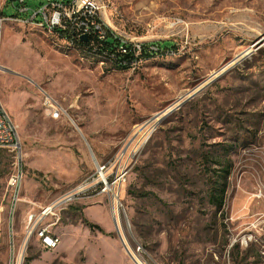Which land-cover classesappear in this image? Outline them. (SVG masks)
<instances>
[{
	"label": "rangeland",
	"instance_id": "rangeland-1",
	"mask_svg": "<svg viewBox=\"0 0 264 264\" xmlns=\"http://www.w3.org/2000/svg\"><path fill=\"white\" fill-rule=\"evenodd\" d=\"M44 1L0 0V17ZM102 1L137 42L174 48L120 69L106 52L87 56L22 17L3 23L0 101L17 127L25 179L15 246L13 157L0 150V264H264V0ZM46 97L62 117H51ZM154 119L117 212L110 194L87 187L57 210L55 249L40 238L52 217L23 245L29 212L94 182L97 162ZM223 183L218 208L211 193Z\"/></svg>",
	"mask_w": 264,
	"mask_h": 264
},
{
	"label": "built area",
	"instance_id": "built-area-1",
	"mask_svg": "<svg viewBox=\"0 0 264 264\" xmlns=\"http://www.w3.org/2000/svg\"><path fill=\"white\" fill-rule=\"evenodd\" d=\"M19 2L24 4V0H19ZM20 9L21 13L28 12V8H25V6H21ZM110 14L111 18L110 15H107V6L103 4L102 0H66L60 2L45 0L30 11V16L26 20L33 24L45 26L49 32L64 39L65 43H74V48H80L87 56H90V53L95 50L98 44H103L104 41L113 38L117 43L115 49L113 51L105 50V52L113 53V61L107 62L115 66L133 67L143 58L144 52L153 53L159 51L158 45L139 43L132 36L122 31L124 16L120 11L112 8L110 9ZM19 18L21 17H0V43L4 21L8 19L17 20ZM83 35L87 36V41L81 39ZM116 53H119L122 58L117 59ZM44 105L54 119H58L65 114L62 106L50 97L45 98ZM156 124L157 119L147 122L146 125L137 131L130 144L121 153L117 154L114 159H110L103 164L97 162L94 182L88 183V178L86 183L80 184L78 188H73L66 197L60 198L54 204H48L39 210L29 212L26 219L23 245L27 246L37 223H46V219L52 217L56 221L48 223L47 233L41 240L42 245H51V241L54 238H58V236L51 234L49 228L60 220L56 217L60 205L77 199L87 187H99L100 191L97 192L110 194L116 208L121 205L119 198L120 186L126 181L129 167L133 164L140 147L148 141L150 133ZM134 141L136 143H133ZM21 149L17 127L0 101V150L9 152L13 157L11 172L6 182V193L9 194L7 217L10 236L15 246L17 245L18 234L17 230H13V221H16L17 207L21 201L25 179V164ZM3 208V206L0 207L1 210ZM9 264L21 263L18 258L10 260Z\"/></svg>",
	"mask_w": 264,
	"mask_h": 264
},
{
	"label": "trees",
	"instance_id": "trees-1",
	"mask_svg": "<svg viewBox=\"0 0 264 264\" xmlns=\"http://www.w3.org/2000/svg\"><path fill=\"white\" fill-rule=\"evenodd\" d=\"M16 16L17 17L21 16L23 19H26V18H28L30 16V12H23V13H21V15H14V17H16ZM154 44L159 46V51L158 52H153V53L144 52L143 53V58H149L150 56H153V55H155V54H157L159 52H164L166 50L173 49L174 46H175L174 44H171V45H168V44L160 45L159 43H154ZM116 45H117V43L115 42V40L113 38H110V39L104 41L103 44H98L93 52L96 55H103L105 50L113 51L115 49ZM107 54H109L110 56L113 57V53H107ZM115 56H116L117 59L122 58L119 53H116ZM116 67L120 68V69H126V67L119 66V65L116 66ZM226 172H228V171H226ZM226 175H227V173H226ZM216 192H217V190L214 189L213 190V194L211 193V199L213 200V204H215L219 208V207H221L223 205L224 193H225V184L223 183L221 188L219 189L218 193H216ZM85 223L87 225H89L90 227H92V228H99L98 225H96L94 223H90L87 220H85Z\"/></svg>",
	"mask_w": 264,
	"mask_h": 264
},
{
	"label": "bare ground",
	"instance_id": "bare-ground-1",
	"mask_svg": "<svg viewBox=\"0 0 264 264\" xmlns=\"http://www.w3.org/2000/svg\"><path fill=\"white\" fill-rule=\"evenodd\" d=\"M36 26H39V27H41V28H43V29H45V30H48L45 26H43V25H40V24H35ZM49 31V30H48ZM51 33V32H50ZM243 58V57H242ZM2 101V100H1ZM69 194V192L67 193V194H65V196L64 197H66L67 195ZM55 203V202H54ZM54 203H52V204H54ZM113 210H114V212H117L118 210H117V208L116 207H114L113 208ZM116 217V216H115ZM44 233L45 232H41V236H40V238H42L43 239V235H44ZM59 242H60V239L59 238H54L52 241H51V245H45L47 248H50V249H55L58 245H59Z\"/></svg>",
	"mask_w": 264,
	"mask_h": 264
},
{
	"label": "crops",
	"instance_id": "crops-1",
	"mask_svg": "<svg viewBox=\"0 0 264 264\" xmlns=\"http://www.w3.org/2000/svg\"><path fill=\"white\" fill-rule=\"evenodd\" d=\"M29 12V11H28ZM107 15H110V18H111V14H110V11L108 12V10H107ZM19 17H21V16H19ZM163 43H171V44H173L172 42H170V41H166V42H163ZM160 45H162V44H160ZM2 102V101H1Z\"/></svg>",
	"mask_w": 264,
	"mask_h": 264
},
{
	"label": "water",
	"instance_id": "water-1",
	"mask_svg": "<svg viewBox=\"0 0 264 264\" xmlns=\"http://www.w3.org/2000/svg\"><path fill=\"white\" fill-rule=\"evenodd\" d=\"M81 39L83 40V41H87V36L86 35H83L82 37H81ZM263 41V40H262ZM261 45V44H260ZM215 75H217V73H215Z\"/></svg>",
	"mask_w": 264,
	"mask_h": 264
}]
</instances>
